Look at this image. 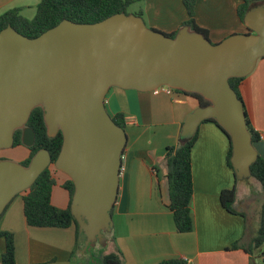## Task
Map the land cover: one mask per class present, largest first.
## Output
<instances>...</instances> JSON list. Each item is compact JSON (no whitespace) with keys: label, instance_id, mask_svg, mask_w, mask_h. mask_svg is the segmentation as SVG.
<instances>
[{"label":"water","instance_id":"95a60500","mask_svg":"<svg viewBox=\"0 0 264 264\" xmlns=\"http://www.w3.org/2000/svg\"><path fill=\"white\" fill-rule=\"evenodd\" d=\"M243 23L246 32L217 43L188 25L167 35L125 12L92 23L63 19L35 37L11 25L0 30V149L12 147L16 130L22 145H33L26 122L41 107L47 135H62L53 165L73 182L70 212L78 237L84 236L82 251L105 245L113 226L127 135L106 110L111 87L152 91L167 85L199 94L208 103L186 116L180 137L188 140L201 122L215 119L229 135L235 178L251 177L257 151L229 78L246 76L264 57V3L249 8ZM51 163L45 148L27 165L0 158V216Z\"/></svg>","mask_w":264,"mask_h":264},{"label":"crops","instance_id":"0c3cea01","mask_svg":"<svg viewBox=\"0 0 264 264\" xmlns=\"http://www.w3.org/2000/svg\"><path fill=\"white\" fill-rule=\"evenodd\" d=\"M39 1L0 0V14L17 8L28 18L25 13L35 10ZM240 2L242 0H197L195 23L207 31L213 43L230 34L246 32L236 11ZM135 3L136 12H142L146 25L167 34L176 32L188 19L182 0H135ZM238 90L249 126L259 135L254 147L264 160V57L242 77ZM198 105L195 97L185 93H154L120 87L108 90L106 110L111 116L123 115L127 141L122 154L118 194L111 210L113 226L109 236L106 233L103 245L106 249L101 255L119 250L123 264H156L168 258H182L187 264L262 263L258 251L253 252V260H250L243 249L231 248L236 241L247 244L258 225L254 223L255 228L249 224L245 212L249 207L247 200L239 197L234 173L226 163L228 138L211 121L199 124L191 148L193 228L185 233L175 230L168 208L164 155L167 146L178 143L186 116ZM24 147L21 160L28 154ZM54 176L55 185L62 187L66 175L57 170ZM234 184L233 213L222 206L220 192ZM53 188L51 202L66 207L67 191L62 187L64 193L56 194ZM18 194L0 216V231L13 234L16 264H100V261L77 257L83 241L81 243L73 225L65 228L28 225L22 196ZM78 241L80 247L74 252ZM3 249L4 240L0 237V252Z\"/></svg>","mask_w":264,"mask_h":264},{"label":"trees","instance_id":"16d2710c","mask_svg":"<svg viewBox=\"0 0 264 264\" xmlns=\"http://www.w3.org/2000/svg\"><path fill=\"white\" fill-rule=\"evenodd\" d=\"M197 0H182L188 19L182 25H188L191 29L203 32L207 36V31L197 26L194 20V7ZM135 0H40L35 9V14L32 18H26L20 14L17 8L9 9L0 14V30L11 25L20 33L35 37L46 29L56 25L63 19H69L74 22L92 23L104 19L105 17L117 13L126 12L127 7L134 3ZM257 3H264V0H242L237 6V15L243 22L244 13ZM135 14L142 16V12L138 11ZM181 25V26H182ZM167 34V33H166ZM175 32L167 35L173 36ZM242 77L229 78L230 86L235 90L240 98L238 84ZM173 92L185 93L195 97L200 105H205L208 102L197 93L183 92L174 90ZM111 118L116 124L125 127L124 118L121 113H117ZM246 124L251 135L252 143L259 140V135L249 126V121L245 113ZM204 121L213 122L228 138V151L226 163L232 169L230 163L231 144L228 133L217 123L213 118H207ZM34 134L35 139L33 145L26 147L28 154L26 158L20 162L24 165L29 163L30 158L34 153L45 148L51 156V165L45 168L35 179L33 184L24 190L22 194L23 214L26 223L30 226L37 227H58L65 228L74 226L76 234L78 232V224L70 212V202L74 191L72 180L66 175V179L62 183V187L68 193V204L61 208L51 202V192L56 184L54 171H57L53 165V161L61 147L62 135L58 132L55 136L49 137L46 133V127L43 121V111L41 107H35L26 122ZM20 130L14 132V141L12 147L21 144ZM197 137V131L188 140L179 137L176 145L166 147L164 159L167 165V185H168V208L172 213L175 230L179 233L190 232L193 228V219L191 213V199L193 192L192 172H191V148ZM1 158V157H0ZM251 177L260 185L262 191V204L259 212V225L254 236L247 244L234 242L231 248H241L250 255V260H253L252 254L254 251L260 253L262 264H264V160L257 154L256 160L250 166ZM238 179L234 176V182ZM236 186L235 184L228 189H223L220 192V201L222 206L230 211L235 212L232 205L235 200ZM0 237L4 240V249L0 252L1 264H16L14 254V238L11 232L0 231ZM84 236L81 235V243ZM79 241L76 244L74 252L78 251ZM78 253V252H77ZM32 264H48V262L32 263ZM100 264H123L122 254L119 250L104 253L100 257ZM156 264H187L182 258H168L161 260Z\"/></svg>","mask_w":264,"mask_h":264},{"label":"rangeland","instance_id":"374dc122","mask_svg":"<svg viewBox=\"0 0 264 264\" xmlns=\"http://www.w3.org/2000/svg\"><path fill=\"white\" fill-rule=\"evenodd\" d=\"M137 3L130 4L126 12L127 13H135L136 12ZM35 10H31L29 12H26V16L28 18H32L34 16ZM148 26V25H147ZM25 154V147L23 145H19L16 147H11L7 149H0V157L3 159H10L17 162H20L22 156ZM237 189L238 193L240 194V198L243 201H246L248 204V209L245 210L247 220L249 224L252 227H255L256 225H259V212L262 204V191L258 184V182L253 179L249 178L248 180H238L237 181ZM54 192L57 194L64 193L63 188L60 185H55L53 188ZM23 193H19L18 196H22ZM55 194V195H56ZM53 198L56 200L55 196ZM248 201L250 203H248ZM255 223V224H254ZM256 228V227H255ZM109 236V233H107ZM106 246H103L100 243H96L91 248H88L85 251H80V253H77V257H80L81 259H90L95 261H100V256L103 251H105Z\"/></svg>","mask_w":264,"mask_h":264},{"label":"built area","instance_id":"2783aa9c","mask_svg":"<svg viewBox=\"0 0 264 264\" xmlns=\"http://www.w3.org/2000/svg\"><path fill=\"white\" fill-rule=\"evenodd\" d=\"M154 93H159L160 91H163L167 94H172L173 93V89L167 85H161L156 87L155 89L152 90ZM121 170V168H120ZM185 260V259H184Z\"/></svg>","mask_w":264,"mask_h":264},{"label":"flooded vegetation","instance_id":"af4514ba","mask_svg":"<svg viewBox=\"0 0 264 264\" xmlns=\"http://www.w3.org/2000/svg\"><path fill=\"white\" fill-rule=\"evenodd\" d=\"M51 165V164H50Z\"/></svg>","mask_w":264,"mask_h":264}]
</instances>
